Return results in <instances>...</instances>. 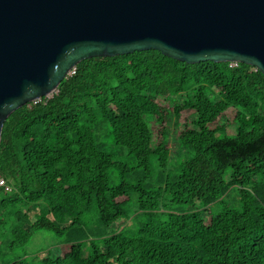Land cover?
Returning <instances> with one entry per match:
<instances>
[{"label": "trees", "instance_id": "16d2710c", "mask_svg": "<svg viewBox=\"0 0 264 264\" xmlns=\"http://www.w3.org/2000/svg\"><path fill=\"white\" fill-rule=\"evenodd\" d=\"M0 178V264H264V75L85 59L8 116Z\"/></svg>", "mask_w": 264, "mask_h": 264}, {"label": "water", "instance_id": "95a60500", "mask_svg": "<svg viewBox=\"0 0 264 264\" xmlns=\"http://www.w3.org/2000/svg\"><path fill=\"white\" fill-rule=\"evenodd\" d=\"M157 50L264 75V0H0V140L15 110L92 57Z\"/></svg>", "mask_w": 264, "mask_h": 264}, {"label": "built area", "instance_id": "2783aa9c", "mask_svg": "<svg viewBox=\"0 0 264 264\" xmlns=\"http://www.w3.org/2000/svg\"><path fill=\"white\" fill-rule=\"evenodd\" d=\"M228 64H229L230 67H234V66H238L239 65L238 62H229ZM257 70L258 69L255 66H251V71L255 72ZM51 97L52 96H46L45 99L48 100ZM41 100H39V101H41ZM0 188H4L6 191H11L12 190V186L9 183H7L4 179H2V178H0Z\"/></svg>", "mask_w": 264, "mask_h": 264}, {"label": "rangeland", "instance_id": "374dc122", "mask_svg": "<svg viewBox=\"0 0 264 264\" xmlns=\"http://www.w3.org/2000/svg\"><path fill=\"white\" fill-rule=\"evenodd\" d=\"M232 115V113H231V111L227 114V116H231ZM224 119H222V118H220L218 121H215V123H217V124H222V121H223Z\"/></svg>", "mask_w": 264, "mask_h": 264}]
</instances>
